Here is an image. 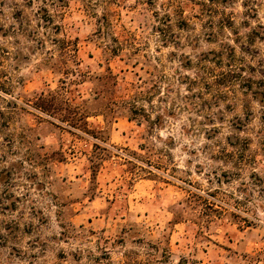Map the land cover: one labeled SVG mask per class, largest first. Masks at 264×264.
<instances>
[{"label": "rangeland", "instance_id": "374dc122", "mask_svg": "<svg viewBox=\"0 0 264 264\" xmlns=\"http://www.w3.org/2000/svg\"><path fill=\"white\" fill-rule=\"evenodd\" d=\"M0 264H264V0H0Z\"/></svg>", "mask_w": 264, "mask_h": 264}, {"label": "crops", "instance_id": "0c3cea01", "mask_svg": "<svg viewBox=\"0 0 264 264\" xmlns=\"http://www.w3.org/2000/svg\"><path fill=\"white\" fill-rule=\"evenodd\" d=\"M101 125H103V121H99V120L95 119L93 124H92V127H95L96 129H100V128H102ZM130 125L128 123H125V122L114 123V126L116 128L113 129V133H111V138L112 137L118 138L119 133L123 135L122 132L129 129ZM74 168H77V167H74ZM74 168H71L72 172H74V173H78L79 171H82V168H81V170H79L78 168L77 169H74ZM69 171H71V170L69 169ZM82 173L85 174V171H83ZM111 175L112 174H110L108 171L101 168L97 174V181L100 179V177H101L102 181H107V180H109V177H111ZM75 180L80 181L82 179L80 177H77V178L75 177ZM75 185H77V183H75ZM95 200H100V199H99V197L95 196Z\"/></svg>", "mask_w": 264, "mask_h": 264}]
</instances>
